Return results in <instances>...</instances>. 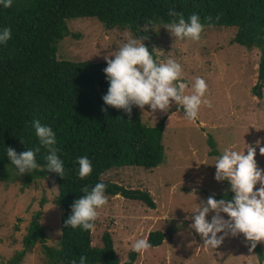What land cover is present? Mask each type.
Wrapping results in <instances>:
<instances>
[{
	"label": "rangeland",
	"instance_id": "rangeland-1",
	"mask_svg": "<svg viewBox=\"0 0 264 264\" xmlns=\"http://www.w3.org/2000/svg\"><path fill=\"white\" fill-rule=\"evenodd\" d=\"M66 23L69 33L57 43L61 59L105 61L126 42V34L139 38L130 29H106L96 17L69 18ZM235 32L233 27L206 25L201 39L193 41L175 38L163 25L150 27L148 46L156 57L181 64L180 82L188 86L186 94L192 92L197 77L203 78L208 85L204 99L212 106L202 105L195 121L186 119L183 107L174 101L167 112L136 106L148 125L165 117V157L153 168L122 166L102 175L125 188L148 192L155 203L150 207L141 200L106 194L108 203L99 210L90 245L102 247L103 235L108 233L119 264H259L243 233L230 237L229 232L225 245L212 249L205 247L203 237L190 227L194 223L191 217L208 197L219 201V196L231 200L235 195L230 181L215 179V163L224 149L245 150L247 154L248 145L259 142L255 158L264 169V155L260 154L264 147V83L261 96L252 90L262 52L233 42ZM57 195L55 175L35 178L26 185L19 178H0V264H15L12 259L24 249L23 239L38 211L47 237L43 244L37 242L26 251L17 264H48L45 247L59 248L61 235L62 210L55 201ZM213 215L215 212H210L207 219L211 221ZM221 215L229 219L226 213ZM155 230L165 233L160 245L143 254L132 250L136 240ZM259 244L264 257V241Z\"/></svg>",
	"mask_w": 264,
	"mask_h": 264
},
{
	"label": "trees",
	"instance_id": "trees-1",
	"mask_svg": "<svg viewBox=\"0 0 264 264\" xmlns=\"http://www.w3.org/2000/svg\"><path fill=\"white\" fill-rule=\"evenodd\" d=\"M170 9L183 13L186 21L195 13L205 26L233 27L236 29L233 42L260 49L257 82L252 90L256 96L262 95L264 0H13L10 8L0 5V29H12V39L6 45L0 44V178H19L26 185L35 178L55 175L58 187L55 201L62 210L61 235L59 248L45 247L48 264H72L73 260L79 264L81 255L87 256V264H119L108 233L103 235V246L96 247L90 245L91 231L66 226L72 205L83 196L82 188L87 186L91 190L103 182L107 195L119 194L154 207L148 192L125 188L103 179L102 175L122 166L153 168L165 157L162 142L165 117L148 125L142 122L135 105L129 116L123 109L105 104L102 97L109 88L103 71L106 60L71 61L58 57L57 43L69 33L66 20L96 17L106 29H130L138 37H148L143 42L153 52L148 46L150 27L178 20L169 16ZM207 17L212 18L211 22ZM148 21L152 24L144 31ZM153 55L156 57L154 52ZM105 108L107 112L102 110ZM35 120L53 129L64 176L48 170L49 151L40 144L33 127ZM8 147L18 154L39 147L36 153L39 167L20 174L7 157ZM212 153L217 152L213 149ZM81 156H87L93 165V172L83 180L78 176L76 162ZM39 216L40 211L29 223L24 249L12 259L13 263L17 264L37 242H45L47 236ZM164 235L155 230L149 232L147 239L152 246H158ZM254 251L259 264H263L259 242Z\"/></svg>",
	"mask_w": 264,
	"mask_h": 264
},
{
	"label": "clouds",
	"instance_id": "clouds-1",
	"mask_svg": "<svg viewBox=\"0 0 264 264\" xmlns=\"http://www.w3.org/2000/svg\"><path fill=\"white\" fill-rule=\"evenodd\" d=\"M12 4L13 0H0V5L4 8H10ZM168 14L178 17V20L163 23V27L175 38H188L193 41L201 39L205 25L199 15L194 13L186 21L183 13H177L175 9H170ZM206 19L211 22L212 18ZM151 24L152 21H148L144 31H148ZM11 39L10 27L0 29V44L6 45ZM145 39L148 37L133 38L126 34V42L118 51L105 57L107 67L103 71L109 81L107 94L102 97L105 104L123 109L131 116L134 105L141 109L149 105L152 112H167L174 101L183 107L186 119L195 121L202 105L212 106L211 101L204 99L208 92L206 81L197 77L192 92L186 94L188 86L180 82L183 75L181 64L171 58L162 62L154 57L153 52L144 44ZM102 110L107 112L106 108ZM33 127L40 144L49 151L46 157L48 170L64 176V163L57 155V141L53 129L42 125L39 120L33 121ZM257 146L248 145L247 154L245 150L226 148L217 159L215 179L230 181L231 191L235 195L231 200L219 201L210 196L191 217L194 223L190 227L203 237L205 247L218 248L229 232L233 236L243 233L251 242V249H255L258 242L264 241V169L257 165ZM39 151L40 148L37 147L18 154L14 148L8 147L7 157L19 173L24 174L39 167L36 161V153ZM260 154L264 155V147H260ZM76 162L81 180L93 172L92 162L87 156L79 157ZM257 184L260 185L258 189ZM106 187L105 183L99 182L91 190L87 186L82 188L83 196L72 205V215L66 220V226L82 228L84 231L95 230V222L100 216L99 210L108 203ZM210 212H215L211 221L207 219ZM221 213H226L229 219L226 220ZM220 233L224 235H218ZM151 248L147 238L138 239L132 244V250L140 254ZM87 259L86 255H81L79 264H87ZM72 264H77V261L73 260Z\"/></svg>",
	"mask_w": 264,
	"mask_h": 264
},
{
	"label": "crops",
	"instance_id": "crops-1",
	"mask_svg": "<svg viewBox=\"0 0 264 264\" xmlns=\"http://www.w3.org/2000/svg\"><path fill=\"white\" fill-rule=\"evenodd\" d=\"M230 237H232V235H230ZM234 237V236H233ZM246 240V239H245ZM223 245H225V244H223ZM222 244L220 245V246H223ZM237 245V244H236ZM239 248V247H238Z\"/></svg>",
	"mask_w": 264,
	"mask_h": 264
}]
</instances>
